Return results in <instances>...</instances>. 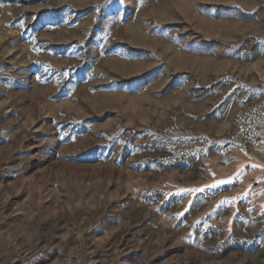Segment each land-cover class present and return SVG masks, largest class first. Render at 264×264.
<instances>
[{
	"label": "rangeland",
	"instance_id": "1",
	"mask_svg": "<svg viewBox=\"0 0 264 264\" xmlns=\"http://www.w3.org/2000/svg\"><path fill=\"white\" fill-rule=\"evenodd\" d=\"M0 264H264V0H0Z\"/></svg>",
	"mask_w": 264,
	"mask_h": 264
},
{
	"label": "snow or ice",
	"instance_id": "2",
	"mask_svg": "<svg viewBox=\"0 0 264 264\" xmlns=\"http://www.w3.org/2000/svg\"><path fill=\"white\" fill-rule=\"evenodd\" d=\"M219 183H223V181H220ZM194 191L199 192L202 191V189H195Z\"/></svg>",
	"mask_w": 264,
	"mask_h": 264
}]
</instances>
